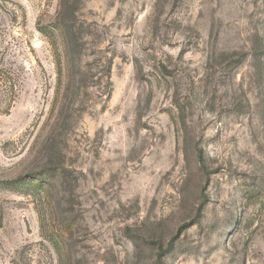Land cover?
Wrapping results in <instances>:
<instances>
[{
	"label": "rangeland",
	"instance_id": "374dc122",
	"mask_svg": "<svg viewBox=\"0 0 264 264\" xmlns=\"http://www.w3.org/2000/svg\"><path fill=\"white\" fill-rule=\"evenodd\" d=\"M0 264H264V0H0Z\"/></svg>",
	"mask_w": 264,
	"mask_h": 264
}]
</instances>
